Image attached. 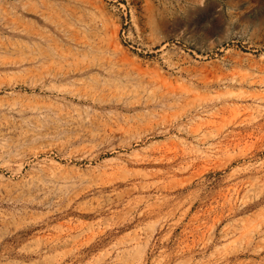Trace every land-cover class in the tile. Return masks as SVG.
Returning <instances> with one entry per match:
<instances>
[{
	"label": "rangeland",
	"instance_id": "374dc122",
	"mask_svg": "<svg viewBox=\"0 0 264 264\" xmlns=\"http://www.w3.org/2000/svg\"><path fill=\"white\" fill-rule=\"evenodd\" d=\"M0 264H264V0H0Z\"/></svg>",
	"mask_w": 264,
	"mask_h": 264
}]
</instances>
